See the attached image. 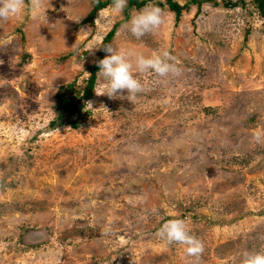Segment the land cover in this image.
<instances>
[{
  "label": "rangeland",
  "instance_id": "1",
  "mask_svg": "<svg viewBox=\"0 0 264 264\" xmlns=\"http://www.w3.org/2000/svg\"><path fill=\"white\" fill-rule=\"evenodd\" d=\"M93 1L25 0L0 22V264H189L156 235L173 218L204 242L200 264L264 251V20L250 0L191 4L178 18L144 0L121 15L106 5L90 28ZM157 2L165 25L132 36L123 25ZM113 27L108 44L168 49L182 75L138 76L147 91L131 102L97 95L98 71L84 123H59V88H84Z\"/></svg>",
  "mask_w": 264,
  "mask_h": 264
},
{
  "label": "clouds",
  "instance_id": "2",
  "mask_svg": "<svg viewBox=\"0 0 264 264\" xmlns=\"http://www.w3.org/2000/svg\"><path fill=\"white\" fill-rule=\"evenodd\" d=\"M45 3L46 0H28V6L33 9L45 8ZM127 6L128 0H112L110 8L114 15H121ZM25 7V0H0V22L7 23L17 17ZM165 23L164 10L149 4L131 15L123 27L132 36L140 39L145 35L158 33ZM101 47L109 55L97 61L100 69L98 75L103 81V91L96 93L97 95H106L113 99L118 96L123 98L121 94L126 91L127 99L132 102L138 94L147 91L146 84L138 76L152 72L160 80H166L179 77L183 73L180 61L168 49L145 55L135 49L116 48L111 44L94 48ZM89 104L91 105L90 102ZM156 235L169 246H184L186 255L193 258L189 264H200L205 250L204 242L192 234L184 219H169L158 229ZM241 264H264V251L245 252Z\"/></svg>",
  "mask_w": 264,
  "mask_h": 264
},
{
  "label": "trees",
  "instance_id": "3",
  "mask_svg": "<svg viewBox=\"0 0 264 264\" xmlns=\"http://www.w3.org/2000/svg\"><path fill=\"white\" fill-rule=\"evenodd\" d=\"M205 1H214V0H187L184 5H180L179 3L173 0H165V4L169 11L175 14V17L178 18L181 11L186 9L189 5H197L199 8L201 4ZM245 0H239V2H225V6L234 7L237 4L244 8ZM258 15L262 20H264V0H250ZM108 4H112V0H94L92 7L89 13L81 20L82 24H87L90 28L94 27V18L97 12L105 7ZM145 4L144 0H128V6L125 8V11L131 7L141 8ZM155 5L162 6L163 4L157 2ZM127 19V13H125L122 21ZM114 29L108 32L106 36L102 40L103 45H108L110 40L114 35ZM104 49L101 47L97 52L94 62L88 66L89 77L87 78V82L84 88L75 94L71 93V85H67L66 87H60L58 93L56 94V110L58 111V115L56 120H59V123L62 122V119L65 118V122L71 128H78L84 123L85 114L81 112L84 108V102H86L92 96V89L94 87V82L96 78L97 72L100 70L97 64V61L103 59ZM83 102V103H82ZM53 124V122H52Z\"/></svg>",
  "mask_w": 264,
  "mask_h": 264
}]
</instances>
